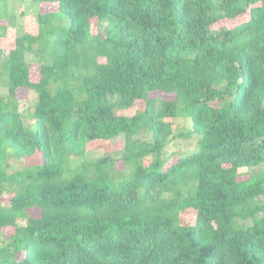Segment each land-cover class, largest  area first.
Returning <instances> with one entry per match:
<instances>
[{
  "label": "trees",
  "instance_id": "obj_1",
  "mask_svg": "<svg viewBox=\"0 0 264 264\" xmlns=\"http://www.w3.org/2000/svg\"><path fill=\"white\" fill-rule=\"evenodd\" d=\"M29 1L56 11L0 50V264H264V172H251L264 163V0ZM19 89L35 95L34 131ZM178 117L190 132L173 133ZM190 134L195 148L166 163ZM117 138L119 159L84 160Z\"/></svg>",
  "mask_w": 264,
  "mask_h": 264
},
{
  "label": "rangeland",
  "instance_id": "obj_2",
  "mask_svg": "<svg viewBox=\"0 0 264 264\" xmlns=\"http://www.w3.org/2000/svg\"><path fill=\"white\" fill-rule=\"evenodd\" d=\"M56 6L55 5H35L29 0H4L0 3V18L3 19L1 21V25H6V30L2 32L0 30V50L2 53V57L6 55L13 47L14 41L17 37L23 34H32L35 35L37 33V22H36V15L37 13H50L55 12ZM247 16H241L234 20H227V21H220L218 22L215 27L225 26L231 27L241 21H244ZM10 21V23H9ZM8 22V24H7ZM67 23V22H65ZM96 28H92V32H95ZM27 60L32 63L31 70H30V78L32 81L36 82L38 80V67L35 65L33 61V56L29 55ZM3 94H5L6 89H0ZM16 99L18 100V110L23 117V123L28 127V130L34 131L36 127V123L29 118L30 108L34 104L35 95L31 91H27L26 89H19L16 91L15 95ZM152 97H161L159 93L152 94ZM171 96H168L170 99ZM143 109V103L137 101L134 105L123 111H118V115L124 116H131L136 111H140ZM171 121L172 131L175 135L178 134H185L191 131V123L189 119L184 117H178ZM146 137V136H145ZM147 138V137H146ZM197 141V136L194 134H190L189 137H176L172 140L163 150V157L166 158V163H172L176 161L177 156L186 154L187 152L192 151L195 148ZM123 149V141L122 138H117L112 141H92L86 145L85 148V157L84 160L91 161L96 160L103 156H109L113 159H119L121 157ZM150 158H146L144 160V164H148ZM10 163V172L17 171L22 169L23 167H30L34 165H38L41 163L40 158L32 157L26 158L23 160H13L9 159ZM165 163V164H166ZM115 169L121 170L122 163L116 162ZM251 172H264V163L255 170ZM250 173V169H240L238 173V179L242 180L246 178V174ZM10 195L4 193L0 196V201L3 205H8ZM31 215L37 216L36 211H31ZM180 222L184 224H192L193 219L188 214H180ZM10 234L9 230L3 231V237H7Z\"/></svg>",
  "mask_w": 264,
  "mask_h": 264
}]
</instances>
